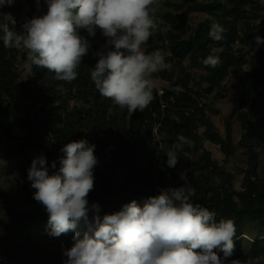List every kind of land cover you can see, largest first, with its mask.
Returning a JSON list of instances; mask_svg holds the SVG:
<instances>
[{
    "label": "trees",
    "instance_id": "16d2710c",
    "mask_svg": "<svg viewBox=\"0 0 264 264\" xmlns=\"http://www.w3.org/2000/svg\"><path fill=\"white\" fill-rule=\"evenodd\" d=\"M225 1H160L162 6L155 15L159 29L167 31H155L143 47L146 53L163 50L172 68L153 75L168 83L161 95L155 87L154 99L143 112L121 110L102 97L91 81V70L99 59L95 53L106 43L100 44L99 29L95 37L89 36L86 29L80 30L91 48L77 69L78 78L70 83L57 80L47 69L30 65L25 51L5 48L0 39V117L4 121L0 124V162L7 156L6 143L21 131L18 145L26 170L20 185L12 186L0 173V206L11 219L6 225L0 220V264H65L64 251L74 245L75 232L79 231L82 238L94 226L97 214L102 219L133 200L143 206L168 183L172 188L182 186L183 172L195 189V203L213 211L217 223L221 219L235 223L234 251L226 264L247 260L243 246L245 236L250 235L248 227L256 222L259 229L264 228V177L260 172L264 158V44L256 50L255 41L257 35L264 37V24L259 3L247 8L249 0ZM230 1H235L236 7ZM195 8H200L203 18L189 16ZM4 10L13 15L14 7L5 6ZM14 18L16 30L22 31L26 17ZM213 23L225 29L221 41H213L208 35ZM213 49L220 58L214 69L201 63ZM20 63L28 65V73L24 74ZM198 69L203 72L198 73ZM242 71L238 76L240 96L233 101L230 113L241 128L235 142L233 120L225 121L224 135L216 128L209 115L216 109L209 97L213 91L227 96L230 74ZM157 132L163 141H169L168 151L180 135L190 141L178 152L175 167L167 166V156L164 166H158L161 139ZM81 139L96 146L98 159L94 189L88 196V220H81L76 230L52 236L49 214L34 199L36 190L27 178L28 169L35 157L43 155L49 175L57 173L66 155L62 147ZM206 143L220 146L224 162L232 161L241 151L245 154L247 163L239 168L243 174L240 188H236L235 173L213 158ZM92 204L99 205V213L91 209ZM263 242L264 234L256 236L251 249L257 251ZM216 251L223 259V252ZM258 258L262 264L264 250Z\"/></svg>",
    "mask_w": 264,
    "mask_h": 264
},
{
    "label": "clouds",
    "instance_id": "9594fccd",
    "mask_svg": "<svg viewBox=\"0 0 264 264\" xmlns=\"http://www.w3.org/2000/svg\"><path fill=\"white\" fill-rule=\"evenodd\" d=\"M247 8L262 4L249 0ZM39 5V0H36ZM240 2V1H239ZM264 2V0H262ZM15 0H0V8L11 7ZM47 12L25 20L17 31L11 13L0 12V39L5 48L26 52L32 66L47 69L57 80L72 82L77 69L89 53L91 44L80 35L86 29L95 37L99 29L107 38L103 50L97 51L98 62L90 73L96 90L121 110L143 112L154 99L153 75L171 70L163 50H143L159 29L155 15L159 0H46ZM11 25V26H10ZM225 29L213 23L208 33L221 41ZM256 50L264 37H255ZM205 67L216 68L220 58L212 54L202 58ZM166 152L167 166L175 167L178 152L190 141L183 135ZM95 145L87 140L72 141L61 149L65 157L55 174L49 175L43 155L32 160L28 180L36 191L34 199L49 214L50 235L60 236L76 230L90 211L88 196L94 189V168L98 164ZM52 167L56 164L53 162ZM185 183L162 189L140 206L135 200L122 210L94 217L88 231L75 232L74 245L64 251L65 264H226L234 251L236 226L231 219L216 222V214L193 201L195 189L187 173L180 174ZM91 209L99 213V205ZM223 252L222 259L218 253ZM230 264H260V258L232 260Z\"/></svg>",
    "mask_w": 264,
    "mask_h": 264
},
{
    "label": "rangeland",
    "instance_id": "374dc122",
    "mask_svg": "<svg viewBox=\"0 0 264 264\" xmlns=\"http://www.w3.org/2000/svg\"><path fill=\"white\" fill-rule=\"evenodd\" d=\"M155 6L156 10H158L161 6L162 3ZM222 3H227V1L220 0ZM231 5L233 7H236L237 3L235 1H230ZM259 2L262 4V9L260 10V13H262L261 20L264 24V2L262 0H259ZM14 7V12L13 16L18 17V16H24L27 19H30L34 16H41L43 14H46L47 12V3L46 0H39V5H37L36 0H15V3L13 5ZM247 7V6H246ZM221 11L220 9H216L215 12ZM0 12L6 13L3 8H0ZM189 16L190 17H197V19L203 18L204 14L202 11H200V8H195L191 9L189 11ZM199 20H197L193 25H196ZM107 41V38L102 35L100 39V44L104 45V43ZM144 50V47H143ZM20 59V56H19ZM186 64H188V60L185 61ZM20 66L22 70L24 71V74L28 73V65L24 63H20ZM246 69V68H245ZM244 69V70H245ZM197 71V70H195ZM198 73H202L203 71H200L198 69ZM243 71L240 72L239 74L235 75L233 73L230 74L229 79H228V91H227V96L221 97L218 93L213 91V93L210 95V102L212 103V107L216 109V112H209V115L211 116L216 128L219 130V132L224 135L225 132V121L228 119L233 120L234 122V132H235V142L238 141V138L241 134V128L239 125V122L237 118L233 115H230L232 109H233V101L237 100V98L240 96V91L241 87L240 84L238 83L239 81V75H242ZM154 83L156 87L160 90L159 93L160 95L162 94V88L163 86L167 85V81H164L161 78H153ZM4 123L3 117H0V124ZM157 130V129H155ZM202 131V129H201ZM17 135H19L17 138H14L11 142H7V156L4 158V161H1L0 165V173L1 175L5 178L6 183L9 186H12V184L20 185V183L23 180L24 173H25V163H24V157L21 154V149L20 146L18 145V142L20 141V134L22 132H15ZM156 136L158 137V140L161 139L159 136L158 132L156 133ZM161 144L159 148V159H158V166L163 167L165 163V158H166V152L168 151V148L170 146L169 141H163L161 139ZM206 149L212 152V156L214 159H217L222 167H224L226 170L235 173L236 175V180H235V185L236 188H240L241 185V179H242V172L240 171L239 168L244 167L247 163V158L245 157V154L241 151V154L237 155L235 158L232 159L230 162H224V154L220 150V146L215 143H206ZM198 156V155H194ZM181 168L185 171L186 165L185 163L181 164ZM261 175L264 177V158L261 161V168H260ZM13 180V181H12ZM172 188L171 184L168 183L166 188ZM23 209V208H22ZM2 207L0 206V220L2 221L3 225L8 224L11 219L8 217L6 212L2 213ZM253 226H249V231L250 235H246L244 238V246L243 250L245 253V257L248 258H258L260 257L262 251L264 250V242L262 246L257 250L254 251L251 249V242L256 238V236L260 234H264V228L259 229L258 224L254 222L252 224ZM256 231V232H255ZM264 264V261L263 263Z\"/></svg>",
    "mask_w": 264,
    "mask_h": 264
}]
</instances>
